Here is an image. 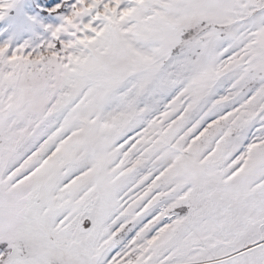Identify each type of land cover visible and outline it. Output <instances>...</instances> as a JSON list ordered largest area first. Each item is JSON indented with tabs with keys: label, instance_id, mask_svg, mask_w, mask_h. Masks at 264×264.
Returning <instances> with one entry per match:
<instances>
[{
	"label": "snow or ice",
	"instance_id": "snow-or-ice-1",
	"mask_svg": "<svg viewBox=\"0 0 264 264\" xmlns=\"http://www.w3.org/2000/svg\"><path fill=\"white\" fill-rule=\"evenodd\" d=\"M0 264H264V0H0Z\"/></svg>",
	"mask_w": 264,
	"mask_h": 264
}]
</instances>
